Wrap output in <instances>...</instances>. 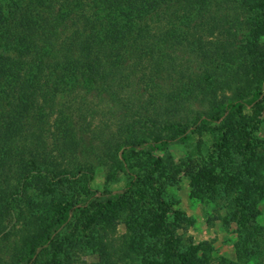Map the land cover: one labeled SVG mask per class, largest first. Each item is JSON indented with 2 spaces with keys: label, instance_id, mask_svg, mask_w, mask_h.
<instances>
[{
  "label": "rangeland",
  "instance_id": "1",
  "mask_svg": "<svg viewBox=\"0 0 264 264\" xmlns=\"http://www.w3.org/2000/svg\"><path fill=\"white\" fill-rule=\"evenodd\" d=\"M187 1H168V12L187 11L179 22L150 19L147 44L104 51L97 74L47 77L18 106L0 102V133L17 134L0 141V264H20L63 207L124 188L129 143L169 140L264 83V0ZM261 103L222 117L218 132L128 153L127 196L76 212L32 264L118 263L101 248L124 235L125 264H178L175 251L198 264H264Z\"/></svg>",
  "mask_w": 264,
  "mask_h": 264
},
{
  "label": "trees",
  "instance_id": "2",
  "mask_svg": "<svg viewBox=\"0 0 264 264\" xmlns=\"http://www.w3.org/2000/svg\"><path fill=\"white\" fill-rule=\"evenodd\" d=\"M168 1L0 0V102H6L8 106L11 102L12 105L15 104L13 106H18L37 94L35 88L44 78L55 77V80L62 79L63 82V79L76 75L97 74L103 67L101 55L104 51L112 56L118 51H125L129 45L140 47L142 43L147 44L153 36L150 19L159 12L167 16L170 13L168 11L174 9ZM183 3L188 4V1L184 0ZM184 10L180 8L168 16L174 18V23L179 22L178 19L188 16ZM90 13L93 14L91 18L88 17ZM150 49L149 47L147 50ZM263 98L264 83L227 102L211 117L194 119L190 128H179L169 140L129 143L120 150L118 161L123 173L129 178L128 184L116 192H100L98 199L101 200L95 199L92 203L83 200L63 207L54 221L52 231L36 248L29 251L20 264H32L47 249L54 247L59 232L67 226L76 212H82L87 206L109 210L127 196L136 183L130 170L128 153H135L137 150L162 151L172 142L187 141L195 131L209 129L211 132H218L213 125L222 117L240 116L252 107H262ZM13 101L16 103H12ZM16 135L0 133V141L10 142ZM126 237L124 235L121 240ZM122 241L116 245L108 243L101 248H113L118 252V263L111 264H125L129 261L127 247ZM177 252L175 251L179 257L178 264H198L199 259L195 258L194 253L187 255Z\"/></svg>",
  "mask_w": 264,
  "mask_h": 264
}]
</instances>
